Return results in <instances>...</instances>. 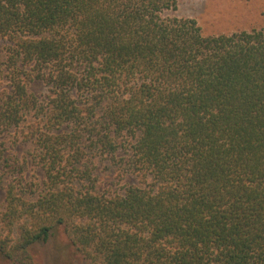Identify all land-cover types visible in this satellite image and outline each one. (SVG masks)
Here are the masks:
<instances>
[{
  "label": "trees",
  "instance_id": "trees-1",
  "mask_svg": "<svg viewBox=\"0 0 264 264\" xmlns=\"http://www.w3.org/2000/svg\"><path fill=\"white\" fill-rule=\"evenodd\" d=\"M178 2L0 0L12 264H35L59 227L84 264H264V27L205 35ZM20 143L44 171L36 188L9 153ZM101 156L137 182L99 190Z\"/></svg>",
  "mask_w": 264,
  "mask_h": 264
},
{
  "label": "rangeland",
  "instance_id": "rangeland-1",
  "mask_svg": "<svg viewBox=\"0 0 264 264\" xmlns=\"http://www.w3.org/2000/svg\"><path fill=\"white\" fill-rule=\"evenodd\" d=\"M176 14L196 19L205 35L232 33L264 27V0H179ZM7 43V40L0 38V65L3 62ZM29 89L41 98L49 93V86L40 80L33 81ZM9 153L20 155L23 160L26 159L28 183L35 188L41 185L44 171L38 162L34 146L31 143H20L17 147L10 146ZM93 160L99 190L123 192L126 184L137 182L134 175L124 172L119 163H113L106 156ZM1 169L0 163V171ZM0 206L4 210V188H0ZM62 250H67L70 260L67 263L60 259L59 253ZM33 254L35 264H84L62 227L55 230L50 241L36 245ZM0 264L12 263L0 255Z\"/></svg>",
  "mask_w": 264,
  "mask_h": 264
}]
</instances>
